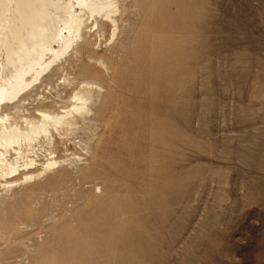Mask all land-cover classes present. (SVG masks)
<instances>
[{
    "label": "rangeland",
    "instance_id": "1",
    "mask_svg": "<svg viewBox=\"0 0 264 264\" xmlns=\"http://www.w3.org/2000/svg\"><path fill=\"white\" fill-rule=\"evenodd\" d=\"M56 1L0 130L90 114L0 149V264H264V0Z\"/></svg>",
    "mask_w": 264,
    "mask_h": 264
},
{
    "label": "bare ground",
    "instance_id": "2",
    "mask_svg": "<svg viewBox=\"0 0 264 264\" xmlns=\"http://www.w3.org/2000/svg\"><path fill=\"white\" fill-rule=\"evenodd\" d=\"M76 2L79 3L80 10H87L90 16H109L113 11L115 0H76ZM60 10L66 9L62 3L56 0H0V54L4 52L5 68L14 73L13 81L4 84L0 83V103L15 99L23 90L36 82L41 74L70 47L72 39L63 43L60 50L52 54L48 61L44 60L45 53L50 51V42L55 38L58 40L59 37L55 32L54 23L59 19L57 13ZM114 13L116 14V12ZM112 23H115V21ZM79 32L80 29H77L75 39L78 37ZM28 45L30 47L26 49ZM29 53L35 55L36 60L28 58ZM2 65L3 62L2 64L0 62V77ZM27 76H30L29 81L27 80ZM90 93L87 89V91L85 90L80 94H76L73 97L76 101L73 103L71 111H65L66 113L63 112V115L43 114L40 120L41 123L30 125L26 131L12 128H9L7 131L0 130V149L6 151L8 148L14 145L19 146L21 143L30 146L34 138H38L40 135L47 138V135L50 134V129L57 130V127L60 128V126L68 125V118L73 113H88L90 109L88 107L90 106H87V103L91 102ZM92 107L93 104H91ZM2 122L3 120L0 119L1 125H4ZM71 125L73 124L71 123ZM1 162L3 160H0ZM54 164L55 162L52 161L47 166L50 167ZM15 171L16 169H11L10 173Z\"/></svg>",
    "mask_w": 264,
    "mask_h": 264
}]
</instances>
